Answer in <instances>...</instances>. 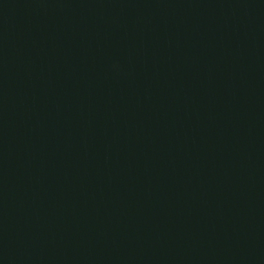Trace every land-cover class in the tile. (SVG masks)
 I'll return each mask as SVG.
<instances>
[{
	"label": "water",
	"instance_id": "water-1",
	"mask_svg": "<svg viewBox=\"0 0 264 264\" xmlns=\"http://www.w3.org/2000/svg\"><path fill=\"white\" fill-rule=\"evenodd\" d=\"M0 264H264V0H0Z\"/></svg>",
	"mask_w": 264,
	"mask_h": 264
}]
</instances>
